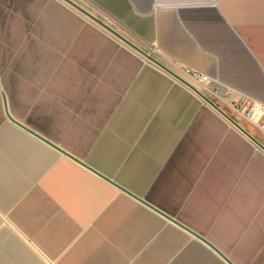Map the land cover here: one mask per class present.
<instances>
[{"label": "crops", "instance_id": "obj_1", "mask_svg": "<svg viewBox=\"0 0 264 264\" xmlns=\"http://www.w3.org/2000/svg\"><path fill=\"white\" fill-rule=\"evenodd\" d=\"M73 1L264 104V0ZM0 264H264V151L66 0H0Z\"/></svg>", "mask_w": 264, "mask_h": 264}, {"label": "built area", "instance_id": "obj_2", "mask_svg": "<svg viewBox=\"0 0 264 264\" xmlns=\"http://www.w3.org/2000/svg\"><path fill=\"white\" fill-rule=\"evenodd\" d=\"M147 51V50H146ZM155 56L154 51H150ZM172 69L181 77L190 82L202 94L214 100L221 108L228 112L240 123V120H246L256 131L254 135L264 146V104L257 100H248L247 98L233 99L230 94L223 93L220 88L215 87L213 80L204 72L188 66H177ZM199 96L204 97L195 89ZM206 101V100H205ZM207 102V101H206ZM259 146V145H258ZM263 151L264 147L259 146Z\"/></svg>", "mask_w": 264, "mask_h": 264}, {"label": "water", "instance_id": "obj_3", "mask_svg": "<svg viewBox=\"0 0 264 264\" xmlns=\"http://www.w3.org/2000/svg\"><path fill=\"white\" fill-rule=\"evenodd\" d=\"M67 2H69L70 4H72L73 6H75L77 9H79L80 11L84 12L85 14H87L88 16H90L93 20H95L96 22H98L100 25H102L103 27H105L107 30H109L110 32H112L113 34H115L117 37H119L121 40H123L124 42L128 43L129 45H131L132 47H134L135 49L139 50L141 53H143L147 58H149L151 61H153L154 63L158 64L159 66H161L163 69L167 70L168 72H170L172 75H174L176 78H178L180 81L184 82L185 84H187L188 86H190L191 88L195 89L196 91H198L203 97L204 99L210 104L212 105L217 111H219L221 114H223L228 120H230L235 126H237L240 130H242L245 134H247L257 145L264 147L259 140L251 133L249 132L244 126H242L237 120H235L234 117H232L228 112H226L223 108H221L214 100H212L211 98L207 97L206 95L202 94L199 90H197V88H195V86H193L190 82H188L187 80H185L183 77H181L178 73H176L175 71H173L170 67H168L165 63H163L161 60H159L157 57H155L154 55H152L151 53H149L148 51H146L145 49H143L142 47L138 46L137 44H135L134 42H132L131 40H129L128 38H126L124 35H122L120 32H118L117 30H115L113 27H111L109 24H107L106 22H104L102 19H100L99 17H97L96 15H94L93 13H91L90 11L86 10L85 8H83L82 6H80L79 4H77L76 2H74L73 0H66ZM64 151V150H63ZM142 199V198H141ZM145 201V200H143ZM171 220L181 224L180 222H178V220H176L173 217L168 216ZM183 225V224H181ZM184 226V225H183ZM185 228H187L189 231H191L194 235L200 237L201 239L205 240L207 243H209L210 245H212L208 240H206L203 236H201L200 234L194 232L193 230H191L190 228H188L187 226H184ZM224 255V254H223ZM226 257V256H225Z\"/></svg>", "mask_w": 264, "mask_h": 264}, {"label": "bare ground", "instance_id": "obj_4", "mask_svg": "<svg viewBox=\"0 0 264 264\" xmlns=\"http://www.w3.org/2000/svg\"><path fill=\"white\" fill-rule=\"evenodd\" d=\"M184 78H186V76H183ZM187 79V78H186ZM188 80V79H187Z\"/></svg>", "mask_w": 264, "mask_h": 264}, {"label": "rangeland", "instance_id": "obj_5", "mask_svg": "<svg viewBox=\"0 0 264 264\" xmlns=\"http://www.w3.org/2000/svg\"><path fill=\"white\" fill-rule=\"evenodd\" d=\"M155 57H156V56H155ZM173 69H177V68L174 67Z\"/></svg>", "mask_w": 264, "mask_h": 264}]
</instances>
